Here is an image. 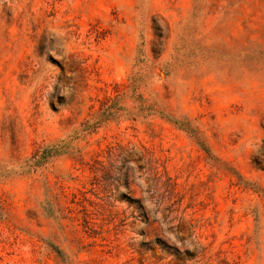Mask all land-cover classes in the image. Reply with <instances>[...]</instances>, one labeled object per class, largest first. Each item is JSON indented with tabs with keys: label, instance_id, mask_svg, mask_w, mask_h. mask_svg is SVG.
<instances>
[{
	"label": "rangeland",
	"instance_id": "1",
	"mask_svg": "<svg viewBox=\"0 0 264 264\" xmlns=\"http://www.w3.org/2000/svg\"><path fill=\"white\" fill-rule=\"evenodd\" d=\"M0 264H264V0H0Z\"/></svg>",
	"mask_w": 264,
	"mask_h": 264
},
{
	"label": "trees",
	"instance_id": "2",
	"mask_svg": "<svg viewBox=\"0 0 264 264\" xmlns=\"http://www.w3.org/2000/svg\"><path fill=\"white\" fill-rule=\"evenodd\" d=\"M105 112H107V111H104L103 113H105ZM99 123L100 122L97 121V122H94V123H92L90 125L85 124L84 128H86L85 130H89V129L92 130L93 128H96Z\"/></svg>",
	"mask_w": 264,
	"mask_h": 264
}]
</instances>
